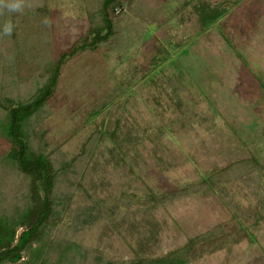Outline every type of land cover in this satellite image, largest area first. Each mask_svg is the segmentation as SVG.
I'll return each mask as SVG.
<instances>
[{
    "label": "rangeland",
    "instance_id": "374dc122",
    "mask_svg": "<svg viewBox=\"0 0 264 264\" xmlns=\"http://www.w3.org/2000/svg\"><path fill=\"white\" fill-rule=\"evenodd\" d=\"M104 3L24 0L0 23V216L32 206L9 111L56 77L22 123L56 176L22 261L264 264V0H116L90 45Z\"/></svg>",
    "mask_w": 264,
    "mask_h": 264
},
{
    "label": "trees",
    "instance_id": "16d2710c",
    "mask_svg": "<svg viewBox=\"0 0 264 264\" xmlns=\"http://www.w3.org/2000/svg\"><path fill=\"white\" fill-rule=\"evenodd\" d=\"M115 1L105 0L104 3V25L105 29L109 28V33L103 35L101 31L94 29L91 31L92 38L89 43L90 45H96L112 33L113 23H107L108 21L111 22L108 7ZM55 83L56 77L54 76L42 95L35 97L29 103L14 107L9 111L10 120L4 130L16 145L12 154L14 161L18 168L30 177L32 181V206L17 219L9 218L5 215L0 216V264H26L22 261L24 252L39 238L53 212L52 192L56 177L55 172L46 156L29 153L22 123L36 110L44 106ZM258 169L259 167L252 165V162L248 159L241 161L237 168H232L231 170L235 172V177L232 180L239 181L251 177ZM222 175L227 176L225 172ZM223 179L229 180V177ZM17 227L24 228L18 237H16ZM181 260L178 254H176L167 259L159 258L147 262H138V264H184Z\"/></svg>",
    "mask_w": 264,
    "mask_h": 264
},
{
    "label": "clouds",
    "instance_id": "9594fccd",
    "mask_svg": "<svg viewBox=\"0 0 264 264\" xmlns=\"http://www.w3.org/2000/svg\"><path fill=\"white\" fill-rule=\"evenodd\" d=\"M24 0H0V9H6L8 12H21L24 8ZM14 25L8 21L3 26V34L10 36Z\"/></svg>",
    "mask_w": 264,
    "mask_h": 264
},
{
    "label": "crops",
    "instance_id": "0c3cea01",
    "mask_svg": "<svg viewBox=\"0 0 264 264\" xmlns=\"http://www.w3.org/2000/svg\"><path fill=\"white\" fill-rule=\"evenodd\" d=\"M1 11H3L2 14H1ZM7 14H8V11H7L6 9H0V16H2L1 19H6V21H0V23H1V22H8V21H11V20L8 18Z\"/></svg>",
    "mask_w": 264,
    "mask_h": 264
}]
</instances>
